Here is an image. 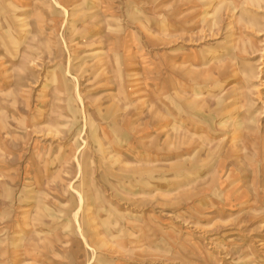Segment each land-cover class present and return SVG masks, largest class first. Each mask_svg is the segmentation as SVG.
Segmentation results:
<instances>
[{"label":"rangeland","instance_id":"obj_1","mask_svg":"<svg viewBox=\"0 0 264 264\" xmlns=\"http://www.w3.org/2000/svg\"><path fill=\"white\" fill-rule=\"evenodd\" d=\"M0 264H264V0H0Z\"/></svg>","mask_w":264,"mask_h":264}]
</instances>
